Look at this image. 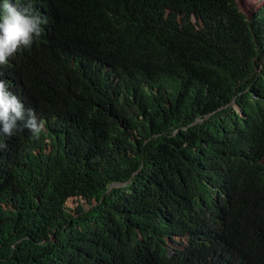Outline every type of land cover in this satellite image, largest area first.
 I'll list each match as a JSON object with an SVG mask.
<instances>
[{
	"label": "trees",
	"instance_id": "16d2710c",
	"mask_svg": "<svg viewBox=\"0 0 264 264\" xmlns=\"http://www.w3.org/2000/svg\"><path fill=\"white\" fill-rule=\"evenodd\" d=\"M29 2L0 80L46 128L0 123V264H264V4Z\"/></svg>",
	"mask_w": 264,
	"mask_h": 264
},
{
	"label": "clouds",
	"instance_id": "9594fccd",
	"mask_svg": "<svg viewBox=\"0 0 264 264\" xmlns=\"http://www.w3.org/2000/svg\"><path fill=\"white\" fill-rule=\"evenodd\" d=\"M0 14V65H6L20 53L32 50L41 40L47 29L50 13L25 3L24 0H1ZM252 3L255 0H251ZM251 3V4H252ZM0 123L2 132L11 137L25 129L39 137L46 128L44 122L36 116L34 109H26L16 95L9 91L8 83L0 80ZM45 132V130H44Z\"/></svg>",
	"mask_w": 264,
	"mask_h": 264
},
{
	"label": "rangeland",
	"instance_id": "374dc122",
	"mask_svg": "<svg viewBox=\"0 0 264 264\" xmlns=\"http://www.w3.org/2000/svg\"><path fill=\"white\" fill-rule=\"evenodd\" d=\"M264 4V0H255L252 4L249 5V8H246V12L250 15L255 13L262 5ZM242 7V6H241Z\"/></svg>",
	"mask_w": 264,
	"mask_h": 264
}]
</instances>
